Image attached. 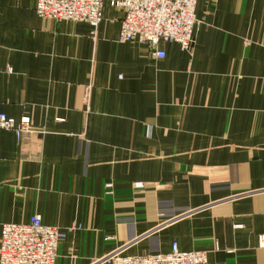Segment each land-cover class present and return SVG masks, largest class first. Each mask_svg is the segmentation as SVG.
<instances>
[{
	"label": "crops",
	"instance_id": "1",
	"mask_svg": "<svg viewBox=\"0 0 264 264\" xmlns=\"http://www.w3.org/2000/svg\"><path fill=\"white\" fill-rule=\"evenodd\" d=\"M36 5L0 0V113L31 120L0 129V236L38 214L66 231L56 264L174 241L264 264V0H197L191 49L164 58L119 42L108 3L96 29Z\"/></svg>",
	"mask_w": 264,
	"mask_h": 264
},
{
	"label": "built area",
	"instance_id": "2",
	"mask_svg": "<svg viewBox=\"0 0 264 264\" xmlns=\"http://www.w3.org/2000/svg\"><path fill=\"white\" fill-rule=\"evenodd\" d=\"M106 3L124 12L119 42L145 44L156 58L166 56L161 42L177 43L184 51L191 49L198 22L197 0H37L36 12L55 20L86 22L96 29L104 19ZM30 127L29 117L17 120L0 113V129L15 132L17 138ZM66 236L65 230L44 223L38 214L28 222L5 223L1 227L0 264H56L58 246ZM260 243L264 245L263 235ZM207 254L208 250H181L174 241L169 252L128 254L121 248L103 260L109 264H207Z\"/></svg>",
	"mask_w": 264,
	"mask_h": 264
}]
</instances>
